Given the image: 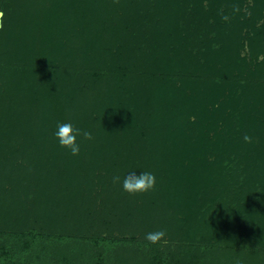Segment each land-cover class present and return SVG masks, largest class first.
Instances as JSON below:
<instances>
[{
  "label": "trees",
  "instance_id": "16d2710c",
  "mask_svg": "<svg viewBox=\"0 0 264 264\" xmlns=\"http://www.w3.org/2000/svg\"><path fill=\"white\" fill-rule=\"evenodd\" d=\"M0 11V264H264V0Z\"/></svg>",
  "mask_w": 264,
  "mask_h": 264
},
{
  "label": "clouds",
  "instance_id": "9594fccd",
  "mask_svg": "<svg viewBox=\"0 0 264 264\" xmlns=\"http://www.w3.org/2000/svg\"><path fill=\"white\" fill-rule=\"evenodd\" d=\"M118 4L119 0H113ZM238 10V9H237ZM222 19L227 21L228 17L223 16ZM54 136L61 148L67 149L71 156H79L81 151L78 137L82 140H91L92 133L88 130L75 127L71 122L58 123ZM246 143H252V137L245 134L243 137ZM113 184L122 186V190L129 195L145 194L153 191L156 186V177L153 173L142 171L140 175H136L135 171L129 172L121 181L120 176H113ZM166 236L162 230L156 232H149L145 235V239L152 244L159 243Z\"/></svg>",
  "mask_w": 264,
  "mask_h": 264
},
{
  "label": "water",
  "instance_id": "95a60500",
  "mask_svg": "<svg viewBox=\"0 0 264 264\" xmlns=\"http://www.w3.org/2000/svg\"><path fill=\"white\" fill-rule=\"evenodd\" d=\"M3 12L0 11V25H1V19H2Z\"/></svg>",
  "mask_w": 264,
  "mask_h": 264
}]
</instances>
